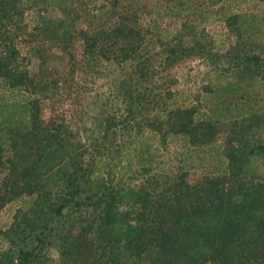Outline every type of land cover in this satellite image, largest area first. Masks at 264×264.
<instances>
[{"label":"rangeland","instance_id":"1","mask_svg":"<svg viewBox=\"0 0 264 264\" xmlns=\"http://www.w3.org/2000/svg\"><path fill=\"white\" fill-rule=\"evenodd\" d=\"M100 1L76 0L85 10L75 22L78 31H92L87 26L102 16ZM66 3L64 8L50 7L42 13L25 10L24 25L33 29L43 14L52 21L70 23L78 8L76 3L72 8L70 1ZM106 6L105 19L112 23L122 19L140 33L142 41L137 39L134 49L108 60L95 54L84 57L81 44H77L75 62L65 47L49 51L51 66L72 71L66 78L75 86L63 104L41 103L39 115L44 122L18 142L25 149L24 157L14 161L16 170L0 173V264H21L20 253L31 252L25 264H85L90 250L91 260L109 264L114 259L102 240L117 230L109 231L101 221L109 193L143 188L154 207L165 190L177 195L178 177L198 185L211 170L210 166L182 169V143L195 147L213 142L225 151L244 152L264 144V115L216 128L190 124L187 139L179 136L181 132L174 139L168 137L185 117L184 111L196 105L195 98L208 86V77L240 71L227 65L230 57L264 52V0L216 4L206 0H107ZM241 14L256 15L261 33L246 35L247 23L241 35L229 28V17ZM194 46L203 54H170L172 48ZM22 53L33 57L34 50L24 48ZM13 133L15 127L0 130V146L7 148L16 142ZM33 162L40 168L25 171ZM31 173L40 181L25 188ZM164 176L171 179L169 189L162 186ZM69 181H74L72 187ZM73 191L78 194L70 196ZM31 199L39 202L35 211ZM65 204L62 215L52 212ZM86 240L93 242L91 248L70 256L69 245L75 247ZM122 254L120 250L116 264H125Z\"/></svg>","mask_w":264,"mask_h":264},{"label":"trees","instance_id":"2","mask_svg":"<svg viewBox=\"0 0 264 264\" xmlns=\"http://www.w3.org/2000/svg\"><path fill=\"white\" fill-rule=\"evenodd\" d=\"M67 1L69 8L74 7L76 0H0V130L15 127L13 137L17 139L7 148L0 146V173L16 170L14 161L18 156L24 157L25 149L18 142L44 122L39 115L41 103L63 104L71 97L75 84L66 77H71L72 71L51 66V48L69 49L71 61L75 62L76 47L81 44L84 57L95 54L108 60L135 48L137 39L142 41L140 33L122 19L112 23L104 18L109 9L107 0L100 1L102 16L87 26L92 31L77 30L75 22L85 11L77 3V12L70 23H58L43 14L33 29L24 25L25 10L42 13L50 7L64 8ZM219 1L206 0L208 4ZM228 21V27L240 35L244 23L246 35L262 31L256 15H233ZM154 28L155 32L160 30L156 23ZM24 48L34 50L33 57H25ZM196 48L176 47L170 49V54L202 55V49ZM227 65L240 71L237 74L221 71L208 77V86L195 98L196 105L184 111L185 117L168 133L169 138L187 139L190 124L216 128L225 122L264 115V52L241 59L238 55L230 57ZM181 149L182 169L210 166L202 184L190 185L182 176L178 177L177 195L171 196L170 190H165L154 207L143 188L109 193L101 216L105 228L117 229L113 237L102 240L114 259L109 264L119 262L120 250L125 264H264V144L248 152L225 151L213 142L195 147L182 143ZM38 168V163L33 162L25 171L35 172ZM28 176L30 179L24 177L26 181L29 179L25 188L40 181L33 173ZM162 180V186L169 189L171 179L164 176ZM69 184L72 187L74 181ZM32 190L29 193L35 192ZM77 194L73 191L70 196ZM38 203L31 199L33 211ZM75 206L79 209L81 204L77 202ZM65 208L66 204L57 206L52 212L62 215ZM92 244L91 240L75 244L76 248L70 244V256L76 251L83 254ZM86 253L90 259L85 264H101L100 260H91V250ZM32 254L20 253L21 264Z\"/></svg>","mask_w":264,"mask_h":264}]
</instances>
